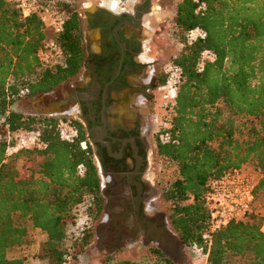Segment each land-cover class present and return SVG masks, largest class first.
Wrapping results in <instances>:
<instances>
[{
  "label": "trees",
  "instance_id": "16d2710c",
  "mask_svg": "<svg viewBox=\"0 0 264 264\" xmlns=\"http://www.w3.org/2000/svg\"><path fill=\"white\" fill-rule=\"evenodd\" d=\"M203 2L205 11L194 0H182L176 9V36L183 48L172 63L181 69V84L157 138V158L174 165L177 176L163 184V201L179 239L187 248L202 249L207 264L246 258L247 264H264V215L255 211L207 239L205 199L212 180L246 165L261 174L257 198L264 197V0ZM58 5L68 18L59 38L64 58L45 66L38 52L49 34L39 17L23 19L13 4L0 0V264H26L8 252L28 245L32 229L46 236L51 264H78L94 242V222L102 216L99 169L92 150L81 147L87 141L81 124L74 123L78 135L67 143L58 134L60 119L15 108L18 100L56 90L86 66L79 13L73 3L59 0ZM197 28L205 39L192 37ZM207 51L215 58L199 72ZM22 132L39 133L47 149L7 156L8 133ZM165 133L171 135L169 143L161 141ZM80 165L86 169L83 177ZM89 198L92 222L70 236L74 212ZM151 253L154 264H174L157 248Z\"/></svg>",
  "mask_w": 264,
  "mask_h": 264
},
{
  "label": "flooded vegetation",
  "instance_id": "af4514ba",
  "mask_svg": "<svg viewBox=\"0 0 264 264\" xmlns=\"http://www.w3.org/2000/svg\"><path fill=\"white\" fill-rule=\"evenodd\" d=\"M155 9V0H99L93 11L78 12L87 62L73 79L76 104L68 111L74 115L61 119L81 124L99 169L102 216L96 239L106 258L153 246L173 258L172 247H178L169 216L157 204L160 193L150 162L157 143L154 92L164 77L141 56ZM91 32H98V41ZM63 92L39 95L32 113H52L50 106Z\"/></svg>",
  "mask_w": 264,
  "mask_h": 264
},
{
  "label": "built area",
  "instance_id": "2783aa9c",
  "mask_svg": "<svg viewBox=\"0 0 264 264\" xmlns=\"http://www.w3.org/2000/svg\"><path fill=\"white\" fill-rule=\"evenodd\" d=\"M13 4L21 13L23 19L37 15L40 22L44 26L46 32L52 33V36L46 38L38 52V58L45 66H53L60 64L63 61V51L60 45V36L64 33L67 25L66 11L62 10L58 5L59 0H7ZM66 3H72V0H60ZM199 5V11H205L207 5L203 0H194ZM192 37L197 39H205L206 34L200 28H197L192 33ZM214 55L211 52H205L203 62L199 67V72H203L204 63L207 60H214ZM167 82L161 89L167 92L166 98L174 100L181 84V69L175 65H170L167 71ZM49 118L60 119L58 134L60 138L67 142L73 143L78 135V130L71 121L61 119L59 116H48ZM9 147L7 156H13L21 151L29 150H45L48 145L42 139L39 133L22 132L17 134L8 133ZM163 143L171 141V135L165 133L161 137ZM83 150L88 149V142L81 143ZM86 169L83 165L78 167V175L83 177ZM261 174L250 166L232 169L225 172L221 177L211 181L208 192L206 194V204L210 214V229L206 235L207 239L226 228L233 222H239L249 214L256 211L258 198L257 188L261 181ZM93 199L89 198L85 204L76 208L74 214L76 222L71 227L74 232L84 231L85 228L92 222L89 214V207L92 206ZM78 211L86 215L87 222L81 226L78 224ZM70 227V228H71ZM264 232V226L262 228ZM69 235L70 229H69ZM196 254H204L202 249L197 247L192 248Z\"/></svg>",
  "mask_w": 264,
  "mask_h": 264
},
{
  "label": "rangeland",
  "instance_id": "374dc122",
  "mask_svg": "<svg viewBox=\"0 0 264 264\" xmlns=\"http://www.w3.org/2000/svg\"><path fill=\"white\" fill-rule=\"evenodd\" d=\"M74 8L77 12L85 13L87 11H93L96 8L99 0H72ZM182 0H155V16L149 18L150 29L145 30L144 37V49L143 55L147 61H151V65L163 74L166 78L167 71L170 65H173L174 57L182 50L183 45L180 43L178 37L176 36V26L175 17L177 5ZM113 9L117 10V5H111ZM148 21V20H147ZM49 36L52 33L49 31ZM151 43H147V41ZM146 46V47H145ZM67 84L61 85L59 88L54 90L55 94L58 96L59 93L63 92L67 88ZM158 88L154 92L155 101L152 108V116L154 117L155 127L154 135L157 142L158 135L163 127V123L168 118L170 114V103L171 98H166L167 92L163 89ZM38 97V96H37ZM32 99H21L15 103V108L25 114L33 115L32 113ZM38 103V102H37ZM73 115V114H72ZM152 163L151 171L154 173L155 181L159 188V200L157 201L158 207L161 211L165 212L169 216L168 205L163 201L164 185L168 181H172L177 176V169L174 165L164 162L157 158V143L155 145V153L153 158L150 160ZM256 212L264 215V197L258 200ZM78 224L81 226L83 223L87 222L86 215L82 214V211H78ZM101 218V217H100ZM100 218L94 222L93 230L95 233L94 242L86 249L85 254L81 258L78 264H103L105 261L112 260L116 261H134L140 264H154L155 258L152 257V249H143L136 247L133 249L121 250L114 253L111 257L106 258L105 255L101 254L98 249L97 239H96V227L97 222ZM21 222L22 219L17 218ZM30 226L29 222L26 223ZM75 228V227H74ZM74 228L70 229V236H75L78 231L74 232ZM170 231L173 235L178 237L173 227L170 225ZM179 238V237H178ZM46 236L43 232L38 230H31V242L23 247H18L9 250V255L19 256L25 259L26 264H51L50 260L46 256L45 251ZM249 258L241 259L236 261L235 264H247ZM68 264H71L69 262ZM73 264V263H72ZM176 264H207V255L196 254L190 248L185 247L180 259L176 261Z\"/></svg>",
  "mask_w": 264,
  "mask_h": 264
},
{
  "label": "crops",
  "instance_id": "0c3cea01",
  "mask_svg": "<svg viewBox=\"0 0 264 264\" xmlns=\"http://www.w3.org/2000/svg\"><path fill=\"white\" fill-rule=\"evenodd\" d=\"M113 4H115V3H113ZM112 4V5H113ZM90 37L93 39V40H95V41H98V39H99V35H98V32H91L90 33ZM147 43H151V42H149V40L147 41ZM146 47V46H145ZM141 58L143 59V60H146L145 59V57H144V55L142 54V56H141ZM83 71V70H82ZM81 71V72H82ZM75 79V78H74ZM64 84H67V88L64 90V92H63V95H61L57 100V102L56 103H53L50 107H51V111H53L52 113H50V114H53V116H61V118H64V117H62V116H71L72 114L74 115V111L73 110H71V111H68V109L69 108H71V106L72 105H74V104H76V95H75V93H74V90H73V86H74V83H73V79L72 80H70V81H68V82H66V83H64ZM63 84V85H64ZM40 102V101H39ZM39 102H38V104H39ZM64 103H66L67 104V108L66 109H64V110H62L61 108H59V107H62L63 105H61V104H64ZM36 104V103H35ZM71 105V106H70ZM44 108V107H43ZM68 111V112H67ZM72 118H73V116H72ZM74 118H77V117H74ZM171 225V224H170ZM181 241V240H180ZM182 242V241H181ZM183 243V242H182ZM177 245H178V247H174V245H173V255H174V257L172 258V256H170L164 249L163 250H161V249H159L163 254H164V256L168 259V260H170V261H172L174 264H176V261L177 260H179L180 259V255L182 254V252H183V250H184V248L186 247L185 245H184V243L182 244V245H180L179 244V242L177 241ZM15 248H18V247H15ZM15 248H13V249H15ZM156 247H154V249H155ZM158 249V248H157ZM127 250V249H126ZM8 256H9V258H11V259H24V258H22V257H19V256H13V257H11L10 255H9V252H8ZM152 257H154L155 258V260H156V256L155 255H152ZM126 261H129V260H126ZM116 262H124V261H116ZM130 262H133V263H136V262H134V261H130ZM140 264V263H139Z\"/></svg>",
  "mask_w": 264,
  "mask_h": 264
},
{
  "label": "water",
  "instance_id": "95a60500",
  "mask_svg": "<svg viewBox=\"0 0 264 264\" xmlns=\"http://www.w3.org/2000/svg\"><path fill=\"white\" fill-rule=\"evenodd\" d=\"M32 101L33 102H39L40 101V99L38 98V97H34L33 99H32ZM61 105H63L62 107H59V108H61L62 110H64V109H66L67 108V104L66 103H64V104H61ZM34 115H46V116H53V114H48V113H37V114H34ZM173 235V234H172ZM173 237H174V239L176 240V241H178L179 242V244L180 245H182L183 243L180 241V239L178 238V237H176L175 235H173Z\"/></svg>",
  "mask_w": 264,
  "mask_h": 264
}]
</instances>
